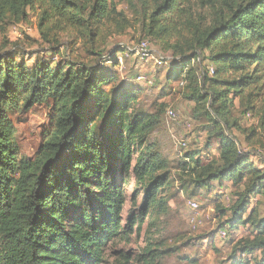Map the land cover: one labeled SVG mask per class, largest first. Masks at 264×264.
<instances>
[{
    "label": "trees",
    "instance_id": "16d2710c",
    "mask_svg": "<svg viewBox=\"0 0 264 264\" xmlns=\"http://www.w3.org/2000/svg\"><path fill=\"white\" fill-rule=\"evenodd\" d=\"M122 1L136 3L148 35L168 43L178 57L172 76L181 77L182 87L194 79L192 61L207 59L214 67L213 74L209 66L204 71L191 98L194 116L205 117L211 129L208 142L219 141L221 163L203 164L189 153L181 169L198 187L218 182L235 188L237 199L220 229L229 234L244 224L254 228V237L238 241L229 259L250 264L246 255L264 252V216L250 210L252 195L264 197V169L232 134L244 133L247 144L257 136L239 124L233 97L246 111L258 109L264 126V0H198L207 16L193 13L190 0ZM27 10L38 14L50 49L65 46L73 53L81 41L87 54H95L129 26L114 0H0V20L23 19ZM117 53L114 66L120 65ZM76 55L78 60L55 66L0 57V264H103L111 242L141 231L152 208L166 207L160 193L169 163L147 144L156 121L133 110L134 89L122 85L109 95L104 87L116 79L114 71ZM50 102L51 123L40 147L34 156L21 155L11 113ZM131 178L137 186L131 206H137L139 187L144 199L138 213L124 220ZM217 209L226 216V208Z\"/></svg>",
    "mask_w": 264,
    "mask_h": 264
},
{
    "label": "rangeland",
    "instance_id": "374dc122",
    "mask_svg": "<svg viewBox=\"0 0 264 264\" xmlns=\"http://www.w3.org/2000/svg\"><path fill=\"white\" fill-rule=\"evenodd\" d=\"M190 1L193 13L208 15V8H202L198 0ZM114 2L119 11L125 12L129 26L122 32L109 36L95 54H87L88 48L81 41L76 44L75 53L65 46L57 50L50 49L40 32L38 14L27 10L23 19L7 16L0 20V57L14 56L32 66L44 63L55 66L67 59L78 60L76 54L79 53L83 57L81 60L94 66L103 65L106 71L115 72L116 79L104 87L111 97L114 96V90L122 85L134 89L138 98L133 110L145 112L156 121L147 144L150 145L149 149L159 153L169 163L168 182L160 193V199L166 207L152 208L141 231L135 229L127 239L118 237L111 242L106 249L103 264H147V261L149 264H230L234 245L242 239L254 237L256 233L251 225L244 224L237 230L229 229L226 238L220 236V226L230 216L228 209L237 199L235 188L231 184L218 182L211 183L207 188L198 187L189 173L181 169L183 163L188 161L189 153H195L203 164L210 161L221 163L219 141L214 139L208 142L211 129L205 127V117L194 116L196 104L191 98L192 90L196 84H200L204 71L212 63L207 59L201 63L197 59L192 61L190 69L194 79L188 80V84L182 87L179 84L181 77L172 76L174 68L171 67V62L158 66L153 58L144 61L140 55L135 54L140 42L147 41L155 57L163 56L171 60L178 58L174 57L168 43L148 35L140 16L141 10L136 3H125L122 0ZM72 39V34L65 35L66 42L70 43ZM121 48H126L127 51L118 52ZM113 53L122 58L123 65H113ZM205 55L208 56L209 52L206 51ZM140 74L145 75L150 83L137 81L135 78ZM233 101V112L238 117L239 124L249 132L255 130L257 136L252 139V144H247L244 133L233 129L232 134L244 150H251V159L255 165L264 169V161L257 154L264 156L262 113L258 109L246 111L239 98L233 97ZM51 105V102L37 104L28 112L11 113L21 155L36 154L42 143L43 133L51 123ZM170 108L177 112V120L168 116L167 110ZM183 140L187 144L185 147L181 145ZM136 187L131 178L126 187L124 220L131 211L138 213L139 206L143 203L144 188L139 187L137 206H131V196ZM193 202L197 203V208L193 207ZM250 203V210L256 208L260 216H264L262 195H252ZM218 206L228 210L226 216L221 215ZM247 216L248 214L245 217ZM245 257L250 264H264V252L256 251Z\"/></svg>",
    "mask_w": 264,
    "mask_h": 264
},
{
    "label": "built area",
    "instance_id": "2783aa9c",
    "mask_svg": "<svg viewBox=\"0 0 264 264\" xmlns=\"http://www.w3.org/2000/svg\"><path fill=\"white\" fill-rule=\"evenodd\" d=\"M149 48L150 47H149L148 42L147 41H142L136 47L135 51H137V52L135 54L140 55L141 56V60H144V61H148V60L153 58L155 64L158 65V66H162V65L168 64L169 62H172L174 60V58H172V60H171V58L163 57V56L155 57L154 54L151 53ZM119 61H120V64L123 65L122 64L123 63L122 58H119ZM209 72L211 74L214 73V67L213 66H209ZM137 81H139V82L143 81V82L150 83V80L147 79V77L145 75H143V74L138 75ZM181 84H183V82ZM167 114L172 120H177V118H178L177 112L174 109H172V108L167 110ZM182 144L186 145V142L183 140ZM192 205H193L194 208H197V206H198L197 203H195V202H193ZM220 236L222 238H226L228 236L227 231L224 230V229H220Z\"/></svg>",
    "mask_w": 264,
    "mask_h": 264
}]
</instances>
